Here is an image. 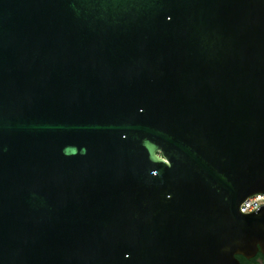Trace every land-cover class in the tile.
Listing matches in <instances>:
<instances>
[{
    "label": "water",
    "instance_id": "obj_1",
    "mask_svg": "<svg viewBox=\"0 0 264 264\" xmlns=\"http://www.w3.org/2000/svg\"><path fill=\"white\" fill-rule=\"evenodd\" d=\"M264 0H0V264L264 253Z\"/></svg>",
    "mask_w": 264,
    "mask_h": 264
},
{
    "label": "built area",
    "instance_id": "obj_2",
    "mask_svg": "<svg viewBox=\"0 0 264 264\" xmlns=\"http://www.w3.org/2000/svg\"><path fill=\"white\" fill-rule=\"evenodd\" d=\"M264 205V193H256L246 198L240 205L242 214H249L257 211Z\"/></svg>",
    "mask_w": 264,
    "mask_h": 264
},
{
    "label": "flooded vegetation",
    "instance_id": "obj_3",
    "mask_svg": "<svg viewBox=\"0 0 264 264\" xmlns=\"http://www.w3.org/2000/svg\"><path fill=\"white\" fill-rule=\"evenodd\" d=\"M238 259L242 264H264V253L259 251L254 257L247 258L245 256H238Z\"/></svg>",
    "mask_w": 264,
    "mask_h": 264
}]
</instances>
